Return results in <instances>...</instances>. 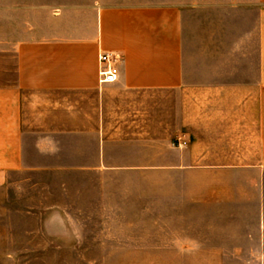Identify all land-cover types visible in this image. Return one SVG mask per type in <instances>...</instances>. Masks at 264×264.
I'll use <instances>...</instances> for the list:
<instances>
[{"label":"crops","instance_id":"crops-1","mask_svg":"<svg viewBox=\"0 0 264 264\" xmlns=\"http://www.w3.org/2000/svg\"><path fill=\"white\" fill-rule=\"evenodd\" d=\"M31 174L94 177L113 214L33 230ZM65 256L264 257V0H0V264Z\"/></svg>","mask_w":264,"mask_h":264},{"label":"rangeland","instance_id":"rangeland-1","mask_svg":"<svg viewBox=\"0 0 264 264\" xmlns=\"http://www.w3.org/2000/svg\"><path fill=\"white\" fill-rule=\"evenodd\" d=\"M179 146V144H176ZM158 146V148H157ZM174 146V145H173ZM159 152L161 155L160 163L164 166H171V141L153 145L152 150H145L144 154ZM120 177H113L115 180ZM153 178L164 179L166 176H154ZM94 177L89 176H54L31 174L28 176H17L16 183L25 186L26 199L31 202V211L33 216V230H47L48 232L56 231H97L103 225L91 222L93 217L111 215L112 208L105 207L101 195L103 193L90 190L95 187ZM109 203V202H108ZM108 205V204H107ZM61 217L74 218L75 222H64ZM47 218V222L39 219ZM90 218V220H88ZM90 221V222H89ZM118 227L109 225V227ZM55 257H49V259ZM99 257H61V261L69 264H81L87 259ZM130 261L132 258L137 259L139 263L149 264H171V256L158 257H127ZM193 257L192 263H264V257ZM60 259V257H58ZM173 264V263H172Z\"/></svg>","mask_w":264,"mask_h":264},{"label":"built area","instance_id":"built-area-1","mask_svg":"<svg viewBox=\"0 0 264 264\" xmlns=\"http://www.w3.org/2000/svg\"><path fill=\"white\" fill-rule=\"evenodd\" d=\"M100 80L102 83H113L119 79L121 57L114 52H106L100 55ZM183 145L187 144V141L182 142Z\"/></svg>","mask_w":264,"mask_h":264}]
</instances>
